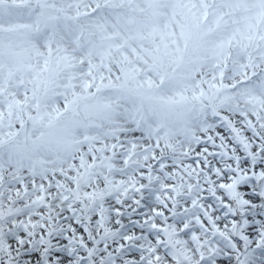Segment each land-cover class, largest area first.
<instances>
[{
	"label": "snow or ice",
	"instance_id": "snow-or-ice-1",
	"mask_svg": "<svg viewBox=\"0 0 264 264\" xmlns=\"http://www.w3.org/2000/svg\"><path fill=\"white\" fill-rule=\"evenodd\" d=\"M0 264H264V0H0Z\"/></svg>",
	"mask_w": 264,
	"mask_h": 264
}]
</instances>
